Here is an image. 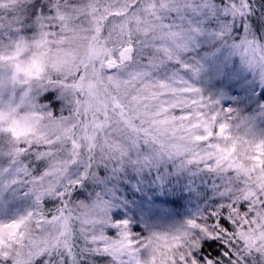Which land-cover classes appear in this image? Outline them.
<instances>
[{"label": "rangeland", "instance_id": "rangeland-1", "mask_svg": "<svg viewBox=\"0 0 264 264\" xmlns=\"http://www.w3.org/2000/svg\"><path fill=\"white\" fill-rule=\"evenodd\" d=\"M96 1L65 0L66 3L60 4L58 0H39V6L33 9L34 24L28 22L26 27H21L22 9L31 0H23V3L10 0L6 7L0 8V109L5 105L6 85L11 86L10 96L14 97L17 87L28 84L45 71L50 49L46 47L47 41L40 38L41 30L45 29L40 26V17L51 15L52 8L58 7L63 17L60 22L64 25L63 30L74 32L73 39H78L81 35L94 33L99 26V5L97 3V8L92 6ZM127 2L134 4L127 15L134 26L128 30L125 25H120L113 42L117 53L129 47V38H135L137 43L129 61L132 67H120L125 70L124 79L132 85L128 110L153 127L159 125L163 129L160 131L163 139L169 141L178 132L182 137L175 143L176 153L166 158L152 137L138 143L116 114L106 115L98 135L100 142L93 178L100 187L95 190L93 185L92 195L103 194L105 199H110L114 204L111 214L127 220L130 231L145 243L153 234L167 238L177 235L189 220L214 222L213 214L221 205L229 203V196L238 203L254 200L256 216L249 220L254 219L256 223L243 232L241 240L264 246L258 227L264 223V208L260 204V198L264 196V166L261 164L264 157L258 150L264 144V94L257 92L259 85L264 84L261 80L263 71L259 56L251 55L248 50L250 43L233 40L232 24L236 14L228 22L227 35L221 39L207 33H193L201 11L198 5H209L213 15L209 19H213L218 15L217 8L212 7L219 4L217 0H143L139 3L138 0H112L106 9L126 13L129 5L124 3ZM226 2L233 4V0ZM161 19L164 24H158ZM204 24L206 22L202 21L201 26ZM167 25L178 26L180 30L162 31ZM58 27L46 29L49 38ZM33 28L35 31L29 33ZM209 31L217 30L209 28ZM169 43L178 52H183L182 56L170 48ZM242 43L245 47L240 51L233 47ZM41 48L44 51H39ZM70 55H73L71 50L58 49L52 67L59 71ZM146 57L150 66L144 71L139 66L145 63ZM20 74L28 79L20 80ZM49 94L56 102V107L50 106L54 111L63 112L56 89H45L43 95ZM11 103L9 99V106ZM213 110L220 113L219 120L213 119L208 125ZM11 115L12 112L0 113L3 118ZM28 119L26 115L24 120ZM13 120L14 131L18 132L22 121L14 117ZM221 123L227 124L223 133L218 130ZM211 126L217 130L206 132ZM201 136L205 139H200ZM163 139H160L162 143L165 142ZM141 151L144 159L148 158L144 164L140 167L123 165L131 152ZM213 168L216 174L212 173ZM82 170L83 165H80L74 178L78 175L81 178ZM31 211L10 188L0 186V252L7 253L14 261L27 254L25 242L30 235L26 225H43L40 215L25 214ZM238 214L241 219L247 215ZM94 218L97 225L103 222L101 217ZM20 219H24V223L13 236L12 230L4 225ZM96 227L79 226L84 235L99 232ZM241 240H237L238 249L243 251ZM178 248L179 244H176L162 254L155 241L148 247H137L135 241H130L127 249L120 251V259L125 264L129 261L133 264H168L172 252ZM251 253L264 259L258 252Z\"/></svg>", "mask_w": 264, "mask_h": 264}, {"label": "clouds", "instance_id": "clouds-1", "mask_svg": "<svg viewBox=\"0 0 264 264\" xmlns=\"http://www.w3.org/2000/svg\"><path fill=\"white\" fill-rule=\"evenodd\" d=\"M21 2L23 3V0ZM9 3L10 0H0V8L6 7ZM37 6L39 0H31V3L23 5L21 27H26L28 22L34 24L32 14L34 7ZM130 7H134V4ZM158 24H164V21L161 19ZM54 25L59 27L50 38L45 34L47 27L40 33V38L47 41L46 47L50 49L44 73L38 78H32L28 84L17 87L14 97L10 96L11 86L6 85L5 105L0 109V113L12 112L8 118L0 117V186L10 188L27 207L32 209L31 212H26V215H32L33 212L36 215H47L48 205L61 201V193L73 192L68 185L75 179L74 175L84 163L83 156L86 155L80 154L72 147L74 139L77 143L80 140L77 135L79 123L77 112L82 115L88 104L90 102L94 104L97 98L110 101L111 95L116 94L117 89L113 81L109 80V76L118 80L122 87L131 86L130 81L124 79V69L102 67L105 61L117 54L115 42L101 44L99 40L93 41L91 35L94 33L73 39L75 33L63 30L64 25L60 24V21H56ZM161 30L180 29L178 26L167 25ZM33 31L35 28L28 32ZM92 44L103 48V51L99 55L89 56L88 49ZM169 47L178 52L171 43ZM58 49L71 50L73 53L66 58L68 62L62 65L59 71L52 67ZM39 51L42 52L44 49L41 48ZM178 54L182 56L183 52ZM145 65L147 67H144ZM149 66L146 57L145 63L139 67L147 71ZM19 78L28 79L24 74H20ZM50 81H63L68 86L50 84ZM90 82L96 85L95 88L89 89ZM77 84L79 87H75ZM47 88L56 89L63 112L54 111L50 106L53 104V97L45 98L43 95ZM25 93L28 95L25 96ZM9 99L12 100L11 106ZM26 115L29 119L25 121ZM13 117L22 121L18 132L14 131L16 125ZM144 162L142 151L131 152L123 165L140 167ZM69 200L71 202L65 206V211L56 215V210L60 206L52 212L54 222L42 226L26 225L30 237L39 243L46 236L54 234L64 220L72 224L80 222L83 227L86 221L94 216L103 218L106 213L110 215L109 208L114 205L110 199H105L103 194L91 196L82 194L79 198L69 196Z\"/></svg>", "mask_w": 264, "mask_h": 264}, {"label": "snow or ice", "instance_id": "snow-or-ice-1", "mask_svg": "<svg viewBox=\"0 0 264 264\" xmlns=\"http://www.w3.org/2000/svg\"><path fill=\"white\" fill-rule=\"evenodd\" d=\"M239 4L240 12L245 11L248 7L246 0H239ZM212 7L217 8L218 15H215L213 19H209L210 16H213L209 11V5L204 3L198 5V8L201 9V11L197 17L198 24L197 27L193 29V33L198 35L207 33L213 37L219 36L223 39L227 35L228 22L232 20L233 16L236 14V4H229L226 0H219V4L213 5ZM52 10L51 15L40 17L39 22L41 28H51L56 21H63V17L59 14V8L55 7L52 8ZM115 15H119V13H115ZM202 21L206 22L204 26H201ZM241 22H243V17H241ZM232 27L237 33L241 31V29L235 28L234 20ZM209 28H215L217 31L210 32ZM45 34L47 35V33ZM233 47L240 51L245 47V44H234ZM128 51L129 49L127 48L120 50L112 58L106 61V67L108 69L122 66L131 68L132 66L127 64L128 57L126 54ZM104 66L105 65H102V67ZM144 67H147V65ZM81 79H83V77H81ZM49 83L68 86L65 85L63 81H50ZM75 87H79V85L77 84ZM194 91L199 92V89H195ZM76 103L78 104L79 101L77 100ZM228 111H231V109ZM219 116L220 113L213 110V114L208 117L207 124L211 125L213 119L219 120ZM226 128L227 124L221 123L218 130L220 133H223ZM216 130L217 129L214 126L206 128V132H215ZM199 138L205 139V136ZM72 147L74 149L80 147L75 139L72 141ZM258 150L260 156L264 157V144L260 145ZM145 159L146 161L148 160L147 157ZM93 160L94 157L89 155L87 162L82 164L84 178H95V174L92 172ZM261 164L264 166V161H261ZM78 183H81L79 175L70 182L68 187L73 191V185L76 186ZM225 191H227V189H225ZM71 193L72 192L61 193L62 205L56 210L57 213L65 211V206L71 202L69 200ZM228 199L229 203L221 205L213 214L216 217L214 222L209 223L207 219H203L202 221L189 220L186 226H184L177 235L167 238L153 234V237L148 239L147 243H145L144 240L138 239L130 231L129 222L127 220L121 219L119 215H109L106 213L102 222L103 230L85 235L82 238L84 241L83 247L77 248V238L73 237L71 241H64L63 248L59 253L52 252L51 250L44 254L37 253L36 256L39 259L36 258L34 264H67V258L69 256L72 257V264H80L78 258L85 252L105 254V259L108 257L111 258L108 261V264H125L123 260L119 259V253L120 251L127 249L130 241H135L137 247H148L153 244V241H155V244L158 246L162 254L166 252L167 248L179 244V248L172 252L168 264H218L217 259L213 256L212 252L209 251L212 245L208 244L206 247V242L209 240L216 241L223 239L229 245H232L233 240H241L243 232L247 231L253 223H256L254 219L249 220V217L256 216L254 200H245L244 203H238L236 200L232 199L231 196H229ZM245 204H247V207H245ZM260 204L261 207L264 208V197L260 198ZM112 207H114V205ZM110 210L111 208H109V212ZM238 212L247 213V215L241 219ZM225 213H227V216H225ZM23 223L24 219H20L4 225V228L12 230L11 234L15 236V230L20 228ZM233 225L235 226V230L232 228ZM258 227L261 229L259 236L261 239H264V223L259 224ZM89 236L91 238H89ZM241 244L243 245L244 253L255 251L264 255V246H261L258 242L254 245L241 240ZM232 246L234 247V245ZM237 251L240 250L237 249ZM225 255H227V253H225ZM0 264H14V261L12 257L7 255V253L0 252ZM128 264H133V261H129Z\"/></svg>", "mask_w": 264, "mask_h": 264}, {"label": "trees", "instance_id": "trees-1", "mask_svg": "<svg viewBox=\"0 0 264 264\" xmlns=\"http://www.w3.org/2000/svg\"><path fill=\"white\" fill-rule=\"evenodd\" d=\"M58 1L60 4L66 3L65 0ZM97 1L93 3L92 6L97 8V3L99 5L97 8V12L100 18V23L91 37L93 41L99 40L101 44L112 43L115 37V32L119 29L120 25H125L128 30L129 28L134 26L127 16L132 9L130 5H132L133 3H124L126 5L128 4L129 7L126 13H122L106 9V6H108V3H110L112 0H109V2H107V0ZM141 1L143 0H138V3ZM119 2H121V0H119ZM246 3L248 7L245 11L240 12L239 0H233V4H236V16L234 18L235 28L241 29V31L238 33L232 30V34L234 36L233 40L250 43V46H248V50H251V55L254 53L255 55L259 56L260 68L263 71L261 80H264V0H246ZM115 13H119V15H115ZM241 17H243V22H241ZM130 36L131 34H129V37ZM129 40L128 46H132L133 49H136L137 43L135 38H129ZM101 51H103V48H98L95 44H92L89 46L88 55L96 56L99 55ZM130 63L131 62H129V64ZM257 78L259 79V81H261L260 76H257ZM109 80H112L111 76H109ZM113 84L117 89V93L111 95L110 101L97 98L94 104L91 102L88 104L82 115L79 111L77 112V115L79 117V123L77 125V135L80 137V140L78 142L80 147L77 150L80 154L86 153V155L83 156L84 163L87 162L89 155L93 156L94 160L92 172L94 173V170L96 168V150H98V143L100 142L98 141V135L101 132L106 115H109L111 113L116 114L118 118H120L124 127L127 129L128 134L131 135L134 140H136L138 143H142L145 138L150 136L153 138V141L157 142V145H159V147L162 149L161 154L166 158H171L174 153H176L175 143L178 142L179 139H181L182 135H180V133L178 132L175 135H172L171 140L169 141L163 139L160 134V131L162 132L163 129L159 125L153 127L149 125V122H144L141 119L136 118L128 110V100L131 96V94L129 95V90L131 89L132 85L130 84V87L127 85L122 87L119 81H113ZM261 85H259L260 89L257 91L260 95L264 94V88L261 89ZM95 86L96 85L91 82L88 84L89 89L95 88ZM105 88L107 89V85H105ZM92 94L94 96L96 95L95 93ZM47 97H53L52 105L56 107L54 96L52 94H49L46 95L45 98ZM160 122L163 123L164 120ZM160 139H163V141L165 142L162 143ZM211 171L213 174H216V170L214 168ZM80 180L81 183H78L74 187L73 192L70 194V196H72L73 198H79L82 194L91 196L93 191H91L90 189H93V185L95 190L100 187L97 182H93V178H84L83 173ZM61 205L62 201H56L54 204L50 203L48 205L49 214L44 216L40 215L41 223H43L44 225L46 223L54 222L52 212L56 207H60ZM56 215H58V213ZM85 224L97 226V231L103 230L102 223L97 225L96 219L94 217L87 220ZM79 226H81L80 222L72 224L70 221L64 220L54 234L46 236L39 243L29 237L28 239H26L27 241L25 240V244L28 247L27 254L23 257H19L17 261H14V258H12L14 264H34V260L36 258L39 259L36 256L37 253L44 254L45 252H48L50 250L52 252L59 253V251L63 248L64 241H71L73 237L77 238V248L83 247L84 241L82 240V238L85 235L79 228ZM232 228L233 230H235L234 225L232 226ZM29 240H31V244H29ZM238 243L239 241L233 240V247L223 239H219L216 241L209 240L206 242L205 246L207 247L208 244L212 245L209 251L212 252L213 256L217 259L218 264H238V261L239 264H264V259L254 255L253 253L246 254L242 251V248L239 249L241 251H237L239 247ZM225 253H227V255H225ZM104 256L105 254L102 253L85 252L80 255L78 259L80 264H108V261L111 258L108 257L107 259H105ZM121 257V253H119V259ZM67 264H72L71 256L67 258Z\"/></svg>", "mask_w": 264, "mask_h": 264}, {"label": "water", "instance_id": "water-1", "mask_svg": "<svg viewBox=\"0 0 264 264\" xmlns=\"http://www.w3.org/2000/svg\"><path fill=\"white\" fill-rule=\"evenodd\" d=\"M127 49H129V51L127 52V57H128V60L127 62H129L131 60V56H132V52H133V48L131 46L129 47H126ZM125 49V48H124Z\"/></svg>", "mask_w": 264, "mask_h": 264}]
</instances>
